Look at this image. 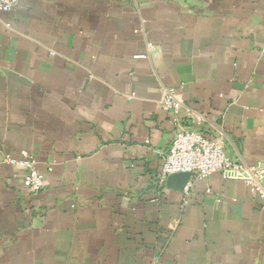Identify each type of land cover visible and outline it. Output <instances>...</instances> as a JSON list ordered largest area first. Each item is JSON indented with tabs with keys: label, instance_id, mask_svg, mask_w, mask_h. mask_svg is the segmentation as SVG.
Segmentation results:
<instances>
[{
	"label": "crops",
	"instance_id": "crops-1",
	"mask_svg": "<svg viewBox=\"0 0 264 264\" xmlns=\"http://www.w3.org/2000/svg\"><path fill=\"white\" fill-rule=\"evenodd\" d=\"M164 88L194 114L176 124ZM183 126L264 161V0L0 11V264H264V211L246 182L196 178L186 205L187 175L158 183ZM22 150L44 176L38 193L6 161Z\"/></svg>",
	"mask_w": 264,
	"mask_h": 264
},
{
	"label": "built area",
	"instance_id": "built-area-1",
	"mask_svg": "<svg viewBox=\"0 0 264 264\" xmlns=\"http://www.w3.org/2000/svg\"><path fill=\"white\" fill-rule=\"evenodd\" d=\"M19 1L0 0V11L11 10ZM154 47L153 43H148L149 51ZM159 102L172 112L176 124L180 123L185 113L194 114V111L188 110L182 93L175 88H164ZM197 119L200 120L201 117L197 116ZM20 154L18 159L8 156L6 161L24 170L22 184L26 189L34 193L42 191L44 176L39 171L38 160L27 150H22ZM161 158V170L157 176L159 184H165L181 173L190 175L182 186L183 205L189 203L194 179L206 178L220 172L225 178L246 182L251 190L257 193L261 201V209L264 211V161L260 160L249 165L243 160L230 156L226 150L224 135H207L199 128L178 127L171 144L162 152Z\"/></svg>",
	"mask_w": 264,
	"mask_h": 264
},
{
	"label": "water",
	"instance_id": "water-1",
	"mask_svg": "<svg viewBox=\"0 0 264 264\" xmlns=\"http://www.w3.org/2000/svg\"><path fill=\"white\" fill-rule=\"evenodd\" d=\"M180 175H187V180H188V178L190 177V175L188 174V173H181V174H178V175H176L174 178H172L170 181H168V182H171V181H173L174 179H176L177 177H179ZM186 180V181H187ZM185 181V182H186Z\"/></svg>",
	"mask_w": 264,
	"mask_h": 264
}]
</instances>
